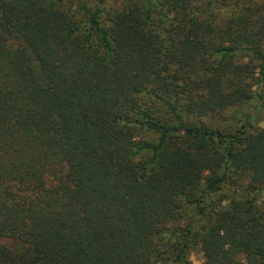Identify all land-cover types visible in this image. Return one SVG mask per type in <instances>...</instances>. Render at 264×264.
Instances as JSON below:
<instances>
[{
    "label": "trees",
    "instance_id": "1",
    "mask_svg": "<svg viewBox=\"0 0 264 264\" xmlns=\"http://www.w3.org/2000/svg\"><path fill=\"white\" fill-rule=\"evenodd\" d=\"M264 0H0V264H264Z\"/></svg>",
    "mask_w": 264,
    "mask_h": 264
},
{
    "label": "rangeland",
    "instance_id": "2",
    "mask_svg": "<svg viewBox=\"0 0 264 264\" xmlns=\"http://www.w3.org/2000/svg\"><path fill=\"white\" fill-rule=\"evenodd\" d=\"M248 117L255 127L264 128V104L255 98L244 106L223 113L216 123L220 127H233V125H241ZM190 260L193 264H200L203 256L196 249L191 253Z\"/></svg>",
    "mask_w": 264,
    "mask_h": 264
}]
</instances>
